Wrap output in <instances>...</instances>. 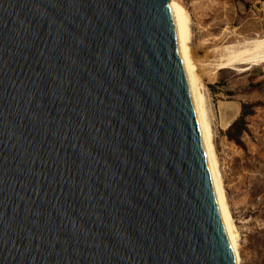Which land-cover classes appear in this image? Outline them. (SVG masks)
Listing matches in <instances>:
<instances>
[{"label": "water", "instance_id": "1", "mask_svg": "<svg viewBox=\"0 0 264 264\" xmlns=\"http://www.w3.org/2000/svg\"><path fill=\"white\" fill-rule=\"evenodd\" d=\"M171 0H0V264H229Z\"/></svg>", "mask_w": 264, "mask_h": 264}, {"label": "rangeland", "instance_id": "2", "mask_svg": "<svg viewBox=\"0 0 264 264\" xmlns=\"http://www.w3.org/2000/svg\"><path fill=\"white\" fill-rule=\"evenodd\" d=\"M178 1L191 14V45L199 65L205 63L209 50L219 45L264 37V0ZM245 66L224 68L211 77L201 71V78L213 113L229 202L241 235V264H264V62L242 69ZM243 104L249 105L251 113L246 116L239 143L228 131L240 117Z\"/></svg>", "mask_w": 264, "mask_h": 264}, {"label": "bare ground", "instance_id": "3", "mask_svg": "<svg viewBox=\"0 0 264 264\" xmlns=\"http://www.w3.org/2000/svg\"><path fill=\"white\" fill-rule=\"evenodd\" d=\"M170 6L175 12L178 23L184 68L219 204L226 237L229 264H241V235L235 222L224 182L222 167L216 147L214 129L212 126V112L210 113L209 100L205 85L201 78V71H204L208 77H211L212 73L215 74L224 68L246 65L241 68L249 69L251 65H258L259 63L264 62V37L219 45L209 50L205 63L199 65L198 61L194 58L191 45V14L178 0H171ZM234 112H237V109L234 110Z\"/></svg>", "mask_w": 264, "mask_h": 264}, {"label": "trees", "instance_id": "4", "mask_svg": "<svg viewBox=\"0 0 264 264\" xmlns=\"http://www.w3.org/2000/svg\"><path fill=\"white\" fill-rule=\"evenodd\" d=\"M248 108H249L248 104H243L240 117L231 125L228 131L229 137L231 139L236 140L239 143H242L241 136L246 129L245 127L246 116L251 113V111H249Z\"/></svg>", "mask_w": 264, "mask_h": 264}]
</instances>
